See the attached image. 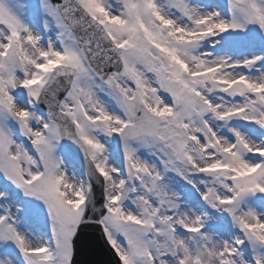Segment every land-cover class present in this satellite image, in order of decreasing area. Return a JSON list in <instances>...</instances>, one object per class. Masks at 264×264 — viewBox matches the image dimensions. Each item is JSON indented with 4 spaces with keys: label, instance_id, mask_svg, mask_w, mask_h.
Segmentation results:
<instances>
[{
    "label": "snow or ice",
    "instance_id": "snow-or-ice-1",
    "mask_svg": "<svg viewBox=\"0 0 264 264\" xmlns=\"http://www.w3.org/2000/svg\"><path fill=\"white\" fill-rule=\"evenodd\" d=\"M88 232L264 264V0H0V264Z\"/></svg>",
    "mask_w": 264,
    "mask_h": 264
},
{
    "label": "water",
    "instance_id": "water-1",
    "mask_svg": "<svg viewBox=\"0 0 264 264\" xmlns=\"http://www.w3.org/2000/svg\"><path fill=\"white\" fill-rule=\"evenodd\" d=\"M84 242H85V237H82V243H81V247L80 248H82Z\"/></svg>",
    "mask_w": 264,
    "mask_h": 264
},
{
    "label": "rangeland",
    "instance_id": "rangeland-1",
    "mask_svg": "<svg viewBox=\"0 0 264 264\" xmlns=\"http://www.w3.org/2000/svg\"><path fill=\"white\" fill-rule=\"evenodd\" d=\"M32 1H34V0H32Z\"/></svg>",
    "mask_w": 264,
    "mask_h": 264
}]
</instances>
